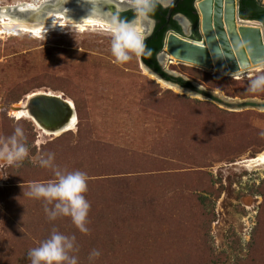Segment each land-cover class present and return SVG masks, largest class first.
<instances>
[{
	"label": "rangeland",
	"instance_id": "1",
	"mask_svg": "<svg viewBox=\"0 0 264 264\" xmlns=\"http://www.w3.org/2000/svg\"><path fill=\"white\" fill-rule=\"evenodd\" d=\"M19 1L31 3L0 7ZM6 30L0 22V141L21 126L29 155L17 165L0 160V264H30L28 252L53 232L42 231L54 222L43 200L24 195L33 182L54 179L36 160L49 152L61 169L88 177L89 232L76 237L78 264H264V166L249 163L264 153V91L248 90L264 67L237 79L162 61L206 91L261 103L232 111L164 86L139 56L118 63L102 27ZM183 32L189 38L188 25ZM194 70L208 78L196 80ZM34 92L73 102L75 128L50 136L14 119L10 109ZM94 249L101 255L89 261Z\"/></svg>",
	"mask_w": 264,
	"mask_h": 264
},
{
	"label": "water",
	"instance_id": "2",
	"mask_svg": "<svg viewBox=\"0 0 264 264\" xmlns=\"http://www.w3.org/2000/svg\"><path fill=\"white\" fill-rule=\"evenodd\" d=\"M53 1L54 4H43L42 9L45 12L56 11L55 8L58 7V11L66 10L72 13H81L85 7L90 9V0ZM261 1L264 5V0ZM178 2L179 0H174L168 9L166 23L170 20ZM100 5L103 10L101 15L110 21L116 11L122 10L123 4L117 0H100ZM166 5L168 4H164L165 7ZM194 9L198 16V38L190 39L168 30L164 37L163 49L157 56L159 64L163 60L166 65L185 64L237 79L248 77L250 72L264 67V27L260 22L240 19L238 0H196ZM143 23L149 27L144 35V43L152 35L156 22L148 18ZM249 23H258L260 28L252 27ZM140 64L148 74L162 83L214 101L228 110L239 111L247 106L261 104L256 100L242 101L219 96L214 92L206 91L192 81H188L189 87H182L175 82L165 80L141 61ZM163 70L169 76L177 77L166 68ZM16 114L21 115L17 117ZM10 115L16 120L30 119L42 132L50 136H59L72 131L77 124L73 102L63 95L51 92L31 93L22 103L10 109Z\"/></svg>",
	"mask_w": 264,
	"mask_h": 264
},
{
	"label": "clouds",
	"instance_id": "3",
	"mask_svg": "<svg viewBox=\"0 0 264 264\" xmlns=\"http://www.w3.org/2000/svg\"><path fill=\"white\" fill-rule=\"evenodd\" d=\"M90 14L99 18L102 14L100 0H90ZM154 0H127V8L135 14L132 22H120L112 17L109 21L112 30L111 54L118 63L130 61L133 55L145 53L144 36L139 27L154 11ZM248 90L256 93L264 91V74L256 76L249 84ZM264 135V133H262ZM24 129L17 126L14 133L0 141V160L9 166L17 165L29 155L25 143ZM42 168L52 170L54 179L47 183L33 182L24 193L29 198L43 200L44 211L50 221L60 217H69L80 233H88L87 218L90 203L85 197L88 190V177L85 172H68L57 166L54 153H45L36 157ZM51 205V207H49ZM78 251L75 235L68 236L53 230L48 239L28 252L30 264H78ZM101 253L93 250L89 261H94Z\"/></svg>",
	"mask_w": 264,
	"mask_h": 264
},
{
	"label": "trees",
	"instance_id": "4",
	"mask_svg": "<svg viewBox=\"0 0 264 264\" xmlns=\"http://www.w3.org/2000/svg\"><path fill=\"white\" fill-rule=\"evenodd\" d=\"M194 1L195 0H180L177 7L173 11V14H181L185 16L191 22L193 26L194 34L198 37V17L195 13V9L193 6ZM154 4H155L154 11L150 14L149 18L157 22L156 27L152 35L145 40L144 42L145 53L139 56V59L146 67H148L150 70L154 71L155 73L159 74L165 80L175 82L182 87H189L188 81H184L180 77L169 76L167 73H165L163 68L157 61V56L159 53H161L163 49V42L166 32L168 30H173L178 34H182V31L180 26H178L176 22L170 21L168 24H166L165 16L167 15L168 10L162 9L160 5L155 1ZM238 5H239L240 19L246 21L260 22L264 27V5L262 4L261 0H238ZM134 17L135 15L132 10H127L121 13L120 15L116 16V18H118L120 22H130L134 19ZM194 73L196 76L195 77L196 80H200L201 78H205V79L208 78V76L205 75V73H202L198 70H194ZM76 107L78 106L76 105ZM54 222L53 225H51V227L42 228L44 234H46L45 230L49 232V229L55 230L58 227L61 228L65 227L64 229V232H66L65 235L68 236L75 235V237L77 238L83 235V233H80L79 230L74 226L72 221L59 220L56 223ZM16 226L18 227L17 223ZM93 227L96 226L91 225V228ZM40 230L41 228L37 232H39ZM32 234H34V231L32 232ZM30 239L34 240V238L31 237L29 238V240ZM42 242L43 241H41V243ZM33 244L35 243L33 242Z\"/></svg>",
	"mask_w": 264,
	"mask_h": 264
},
{
	"label": "bare ground",
	"instance_id": "5",
	"mask_svg": "<svg viewBox=\"0 0 264 264\" xmlns=\"http://www.w3.org/2000/svg\"><path fill=\"white\" fill-rule=\"evenodd\" d=\"M27 1H31V3L19 1L18 3H14L15 5L0 7V22L2 23L3 27L7 29L6 31L8 32L10 31V33H12L11 31L28 32L30 34L37 35L44 32V30H53L54 28H56L61 24L62 26H66V27H72L76 29L79 28L81 31L82 30L84 31V27L90 28L93 26L94 27L98 26L104 28L105 31L107 30L112 32L109 25V21H107L105 17L102 15L100 16L101 18L93 17L90 14L89 7H85L83 12L81 13H72L66 10L58 11L57 9L58 7L55 8L56 11L47 10L45 12L41 6L43 5V2L45 3V1L47 2L48 0H27ZM34 1L38 3L40 2V4L42 5L38 9H34V11H27L26 13H23L27 9H32L31 4H33ZM49 3L54 4V1ZM162 3L167 4L168 2L162 1ZM17 7L19 9L22 8V10H18ZM26 17H32L33 19H28ZM102 17L104 18V21L102 20L103 19ZM57 20L60 21L58 22ZM249 25L255 28H260L258 23H249ZM139 27L142 28V34L144 36L146 32V28H144L142 25H140ZM151 77L156 79L152 75ZM156 80L158 82H162L159 81L158 79ZM163 85L170 87L165 83H163ZM173 89L180 93L183 92L175 87H173ZM249 163L251 165L261 164L264 166V153L258 155L256 158L251 159Z\"/></svg>",
	"mask_w": 264,
	"mask_h": 264
},
{
	"label": "flooded vegetation",
	"instance_id": "6",
	"mask_svg": "<svg viewBox=\"0 0 264 264\" xmlns=\"http://www.w3.org/2000/svg\"><path fill=\"white\" fill-rule=\"evenodd\" d=\"M156 3H158L159 5H160V7L162 8V9H165V10H168L171 6H172V4H173V2H174V0H159L160 2H158L157 0H154ZM162 1H167L168 3V5H166V7L164 6V4L162 3ZM171 1V2H170ZM180 1V0H179ZM196 1V0H195ZM195 1H194V3H195ZM179 3V2H178ZM178 5V4H177ZM194 6V5H193ZM177 7V6H176ZM175 7V8H176ZM174 8V9H175ZM174 9H173V11H174ZM127 10H129V9H125L124 7H122V10L121 11H116L115 13H114V17H116V16H118V15H120L121 13H123V12H125V11H127ZM197 15V14H196ZM167 16V15H166ZM166 16H165V18H166ZM198 17V16H197ZM170 21H173V22H176L177 24H178V26H180V28H181V31H182V35H184V32H183V26H186V25H188L189 26V28H190V34H189V38L190 39H197L198 37L194 34V30H193V26H192V24H191V22L185 17V16H183V15H181V14H173V12H172V14H171V18H170V20L166 23V24H168ZM131 22V21H130ZM156 22V21H155ZM157 23V22H156ZM156 27V26H155ZM186 37V36H185ZM158 61V60H157Z\"/></svg>",
	"mask_w": 264,
	"mask_h": 264
}]
</instances>
